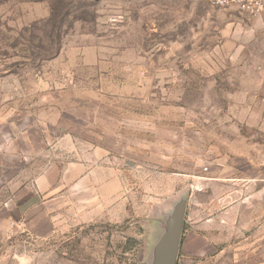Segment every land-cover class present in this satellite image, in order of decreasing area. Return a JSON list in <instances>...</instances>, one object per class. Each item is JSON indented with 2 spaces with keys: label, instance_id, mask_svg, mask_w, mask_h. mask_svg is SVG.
I'll return each instance as SVG.
<instances>
[{
  "label": "rangeland",
  "instance_id": "rangeland-1",
  "mask_svg": "<svg viewBox=\"0 0 264 264\" xmlns=\"http://www.w3.org/2000/svg\"><path fill=\"white\" fill-rule=\"evenodd\" d=\"M264 264V6L0 0V264Z\"/></svg>",
  "mask_w": 264,
  "mask_h": 264
},
{
  "label": "water",
  "instance_id": "water-1",
  "mask_svg": "<svg viewBox=\"0 0 264 264\" xmlns=\"http://www.w3.org/2000/svg\"><path fill=\"white\" fill-rule=\"evenodd\" d=\"M186 200L180 199L161 223L162 233L151 249L150 264H176Z\"/></svg>",
  "mask_w": 264,
  "mask_h": 264
},
{
  "label": "built area",
  "instance_id": "built-area-1",
  "mask_svg": "<svg viewBox=\"0 0 264 264\" xmlns=\"http://www.w3.org/2000/svg\"><path fill=\"white\" fill-rule=\"evenodd\" d=\"M215 5H226L231 3H237L242 8L246 10H250V12L254 13L255 11H259L264 6V0H211Z\"/></svg>",
  "mask_w": 264,
  "mask_h": 264
},
{
  "label": "trees",
  "instance_id": "trees-1",
  "mask_svg": "<svg viewBox=\"0 0 264 264\" xmlns=\"http://www.w3.org/2000/svg\"><path fill=\"white\" fill-rule=\"evenodd\" d=\"M183 229V228H182Z\"/></svg>",
  "mask_w": 264,
  "mask_h": 264
}]
</instances>
